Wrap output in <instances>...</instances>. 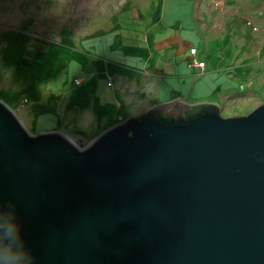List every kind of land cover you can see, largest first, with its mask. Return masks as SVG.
<instances>
[{
    "label": "water",
    "instance_id": "95a60500",
    "mask_svg": "<svg viewBox=\"0 0 264 264\" xmlns=\"http://www.w3.org/2000/svg\"><path fill=\"white\" fill-rule=\"evenodd\" d=\"M78 147L0 101V201L34 264H264V104L172 102Z\"/></svg>",
    "mask_w": 264,
    "mask_h": 264
},
{
    "label": "rangeland",
    "instance_id": "374dc122",
    "mask_svg": "<svg viewBox=\"0 0 264 264\" xmlns=\"http://www.w3.org/2000/svg\"><path fill=\"white\" fill-rule=\"evenodd\" d=\"M188 88L224 118L264 104V0H0V101L31 134L83 148Z\"/></svg>",
    "mask_w": 264,
    "mask_h": 264
},
{
    "label": "clouds",
    "instance_id": "9594fccd",
    "mask_svg": "<svg viewBox=\"0 0 264 264\" xmlns=\"http://www.w3.org/2000/svg\"><path fill=\"white\" fill-rule=\"evenodd\" d=\"M43 87L39 85L40 89ZM156 106L159 105L153 107ZM0 264H34L31 249L24 238L19 213L5 210L2 201H0Z\"/></svg>",
    "mask_w": 264,
    "mask_h": 264
},
{
    "label": "crops",
    "instance_id": "0c3cea01",
    "mask_svg": "<svg viewBox=\"0 0 264 264\" xmlns=\"http://www.w3.org/2000/svg\"><path fill=\"white\" fill-rule=\"evenodd\" d=\"M179 22H181V21L178 20L176 22V24H179ZM180 26H181V28H184L183 25H180ZM173 39H175L176 42H180L181 41L180 36L174 37ZM176 44H178V43H176ZM177 46L178 45H176L175 47H177ZM226 89H227V87L226 88L220 87V90H226ZM220 90H219V92H220ZM194 91H195V88H193V89L188 88L187 92H185L183 89L182 90H178V91H173V92H171V94L168 93V94L164 95V99H161V98L158 97V99H157L158 102H157L156 105L167 104V103H172V102L182 103V102H184V100H187L186 102H188V99H189L190 102H195V103H197V102L206 103L207 100H210L209 101L210 103H218L219 100L222 99V98H220L221 95L218 92V97H214L215 95L217 96V94H215L213 96V99H207L206 101H204L203 98H200V99L196 100L195 97H194ZM169 95H170V97H169ZM219 95H220V97H219ZM184 104H185V102H184ZM189 106H193V105H189Z\"/></svg>",
    "mask_w": 264,
    "mask_h": 264
},
{
    "label": "built area",
    "instance_id": "2783aa9c",
    "mask_svg": "<svg viewBox=\"0 0 264 264\" xmlns=\"http://www.w3.org/2000/svg\"><path fill=\"white\" fill-rule=\"evenodd\" d=\"M193 52H195V50Z\"/></svg>",
    "mask_w": 264,
    "mask_h": 264
}]
</instances>
